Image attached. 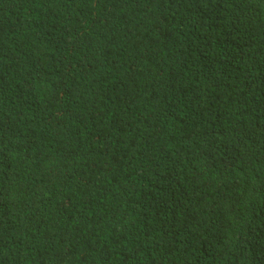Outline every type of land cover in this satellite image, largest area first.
<instances>
[{
    "label": "trees",
    "instance_id": "1",
    "mask_svg": "<svg viewBox=\"0 0 264 264\" xmlns=\"http://www.w3.org/2000/svg\"><path fill=\"white\" fill-rule=\"evenodd\" d=\"M0 264H264V0H0Z\"/></svg>",
    "mask_w": 264,
    "mask_h": 264
}]
</instances>
